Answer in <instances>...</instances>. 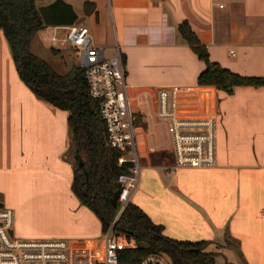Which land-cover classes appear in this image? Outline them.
Masks as SVG:
<instances>
[{
    "label": "crops",
    "instance_id": "1",
    "mask_svg": "<svg viewBox=\"0 0 264 264\" xmlns=\"http://www.w3.org/2000/svg\"><path fill=\"white\" fill-rule=\"evenodd\" d=\"M85 1L92 6L84 9ZM35 5L45 8L47 20L35 35L48 30L45 37L52 42L50 36L64 27L84 25L105 56L118 46L141 166L129 202L162 225L169 238L214 244L215 264H264V84L230 92L197 84L204 62L177 32V24L186 21L209 62L264 76V0H35ZM167 87L176 91L179 114L213 115L211 166L172 169L166 124L156 115L155 93ZM66 117L20 80L0 30V201L14 215L13 234L83 239L102 232L71 190Z\"/></svg>",
    "mask_w": 264,
    "mask_h": 264
},
{
    "label": "trees",
    "instance_id": "2",
    "mask_svg": "<svg viewBox=\"0 0 264 264\" xmlns=\"http://www.w3.org/2000/svg\"><path fill=\"white\" fill-rule=\"evenodd\" d=\"M91 5L89 2H84ZM92 6V5H91ZM45 8H37L35 0H0V30L20 80L40 100L65 110L69 129L73 173L71 190L78 200L96 216L104 232L112 230L131 238L135 247L121 251L122 262L137 261L156 253L169 264H215L216 253L206 251V241L176 240L165 236L162 225L154 223L136 204L128 202L114 220L117 206L110 204L112 183L121 173H128L130 163L118 164L123 149H114L106 142L97 102L90 97L84 69L74 65L59 72L30 50V41L47 20ZM180 37L204 62L196 83L212 85L230 92L241 85L264 84V76H245L209 62L206 49L186 21L177 24ZM113 221V222H112Z\"/></svg>",
    "mask_w": 264,
    "mask_h": 264
},
{
    "label": "built area",
    "instance_id": "3",
    "mask_svg": "<svg viewBox=\"0 0 264 264\" xmlns=\"http://www.w3.org/2000/svg\"><path fill=\"white\" fill-rule=\"evenodd\" d=\"M52 42L78 47L79 66L84 69L87 91L97 102L107 144L123 149L118 164L128 161V173L116 181L117 218L135 190L140 171L136 149L135 126L126 93L124 66L116 44L113 54L105 56L103 47L94 45L84 25H71L50 36ZM156 115L165 122L173 156L172 169L178 167H208L214 163V117L210 113L181 115L178 113L176 91L160 88L156 91ZM13 213L0 207V264H169L160 254L150 253L137 261L122 262L121 251L133 249L131 238L112 230V224L100 238H19L10 234ZM113 222V221H112Z\"/></svg>",
    "mask_w": 264,
    "mask_h": 264
},
{
    "label": "rangeland",
    "instance_id": "4",
    "mask_svg": "<svg viewBox=\"0 0 264 264\" xmlns=\"http://www.w3.org/2000/svg\"><path fill=\"white\" fill-rule=\"evenodd\" d=\"M47 31L48 30L44 32L42 31L40 33H37V35L33 36L30 42V50L34 54L46 60L49 64H51L55 68V70L59 72L67 71L68 69H71L72 66L79 65L80 54H79L78 47L70 45V44H64L62 46V45H59V43L57 42H54V43L50 42L45 37V34H47ZM50 47H53L58 50L53 49L52 51ZM17 234L18 233L16 232L14 236L19 237V238H26L24 236H19ZM101 235H102V232L99 233L97 238H100ZM225 244H232V242H229L226 240ZM205 250L206 251L214 250V244L209 245L208 247H205Z\"/></svg>",
    "mask_w": 264,
    "mask_h": 264
},
{
    "label": "water",
    "instance_id": "5",
    "mask_svg": "<svg viewBox=\"0 0 264 264\" xmlns=\"http://www.w3.org/2000/svg\"><path fill=\"white\" fill-rule=\"evenodd\" d=\"M118 192H119V183L117 181H114L112 183V194L110 197V204L114 207L116 206V198H117ZM2 206H3V203L0 201V207ZM9 233L11 235L13 234L12 229L9 230Z\"/></svg>",
    "mask_w": 264,
    "mask_h": 264
}]
</instances>
